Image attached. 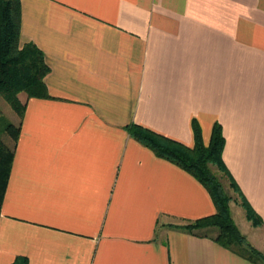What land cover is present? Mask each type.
I'll return each mask as SVG.
<instances>
[{
  "label": "crops",
  "instance_id": "0c3cea01",
  "mask_svg": "<svg viewBox=\"0 0 264 264\" xmlns=\"http://www.w3.org/2000/svg\"><path fill=\"white\" fill-rule=\"evenodd\" d=\"M20 1L50 97L23 95L19 139L2 138L14 160L0 264H255L215 229H183L216 213L211 195L129 132L192 148L195 123L206 146L221 125L224 164L262 224L221 182L231 214L264 256V0Z\"/></svg>",
  "mask_w": 264,
  "mask_h": 264
},
{
  "label": "trees",
  "instance_id": "16d2710c",
  "mask_svg": "<svg viewBox=\"0 0 264 264\" xmlns=\"http://www.w3.org/2000/svg\"><path fill=\"white\" fill-rule=\"evenodd\" d=\"M21 1L0 0V96L17 113L21 123L25 105L20 94L29 98H49L45 78L50 67L45 61L44 53L34 43L21 44ZM2 112L0 109V116ZM21 124L9 123L5 127L15 143L20 135ZM131 136L143 146L151 149L155 155L165 159L195 177L209 192L216 207V213L195 221H189L183 229L197 233L215 229L211 238L221 246L233 250L255 264H264V256L256 249H245L246 237L240 232L233 220L230 197L219 178L210 166H218L229 178L232 188L240 196L242 206L255 225L262 224L261 218L254 211L231 177L223 161L226 140L220 124L213 128L211 140L206 146L202 132L197 123L194 124L195 146L190 148L176 140L160 135L139 125L129 127ZM14 160V150L10 148L0 135V203L3 201L9 175ZM208 236L207 233H202ZM20 264H27L23 260Z\"/></svg>",
  "mask_w": 264,
  "mask_h": 264
},
{
  "label": "rangeland",
  "instance_id": "374dc122",
  "mask_svg": "<svg viewBox=\"0 0 264 264\" xmlns=\"http://www.w3.org/2000/svg\"><path fill=\"white\" fill-rule=\"evenodd\" d=\"M23 95H26L25 93H22L20 94V99L23 103V99H24V96ZM0 109H1V116H0V135L2 138L5 139V141L7 140V135L5 133V127L7 124L9 123H12L14 125L17 126V123H18V116H17V113H15L13 111V109L4 101V99L0 96ZM12 139V138H11ZM10 145H12V141L10 140ZM211 170L213 171V173L218 177L220 178L219 180L224 184V186L227 188L228 190V185H227V182L230 183V180L229 178L226 176V174L216 165H211L210 166ZM217 174H216V173ZM223 176V177H222ZM227 181V182H226ZM231 185V183H230ZM232 187V185H231ZM230 189V188H229ZM233 192L235 193V199H237L240 203V205L242 206V200L240 198V196L235 192L234 189H232ZM233 198V197H232ZM238 208L234 205V213H235V217L237 219H239V214H238ZM242 211V210H241ZM198 232V231H197Z\"/></svg>",
  "mask_w": 264,
  "mask_h": 264
}]
</instances>
